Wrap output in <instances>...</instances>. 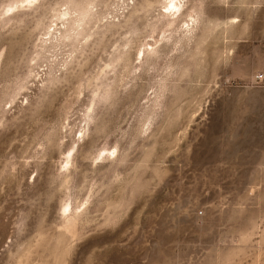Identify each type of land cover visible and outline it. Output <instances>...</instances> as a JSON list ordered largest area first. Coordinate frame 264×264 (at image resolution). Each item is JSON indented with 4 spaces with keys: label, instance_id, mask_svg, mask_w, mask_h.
<instances>
[{
    "label": "clouds",
    "instance_id": "obj_1",
    "mask_svg": "<svg viewBox=\"0 0 264 264\" xmlns=\"http://www.w3.org/2000/svg\"><path fill=\"white\" fill-rule=\"evenodd\" d=\"M111 7L0 15V264H264V0Z\"/></svg>",
    "mask_w": 264,
    "mask_h": 264
},
{
    "label": "rangeland",
    "instance_id": "obj_2",
    "mask_svg": "<svg viewBox=\"0 0 264 264\" xmlns=\"http://www.w3.org/2000/svg\"><path fill=\"white\" fill-rule=\"evenodd\" d=\"M12 0H0V15L2 8H5L6 5ZM17 1V0H15ZM7 2V4H6ZM108 2L112 5V7L107 11V15L112 17L113 24L122 23L121 17H127V13L123 11V4L126 3V0H108ZM4 6V7H3ZM13 16L18 15L19 12L15 11L11 13ZM107 22V21H106ZM123 35H128L127 32L122 33ZM129 39H134V37L129 36Z\"/></svg>",
    "mask_w": 264,
    "mask_h": 264
},
{
    "label": "bare ground",
    "instance_id": "obj_3",
    "mask_svg": "<svg viewBox=\"0 0 264 264\" xmlns=\"http://www.w3.org/2000/svg\"><path fill=\"white\" fill-rule=\"evenodd\" d=\"M17 3V1H15V0H12V1H9V3L7 4V2H6V7L5 8H2L3 10L1 11V15H6V14H8V8L9 7H12V8H15V4ZM4 7V6H3ZM13 12H15V11H13ZM12 12V13H13Z\"/></svg>",
    "mask_w": 264,
    "mask_h": 264
},
{
    "label": "snow or ice",
    "instance_id": "obj_4",
    "mask_svg": "<svg viewBox=\"0 0 264 264\" xmlns=\"http://www.w3.org/2000/svg\"><path fill=\"white\" fill-rule=\"evenodd\" d=\"M65 211H67V209H65Z\"/></svg>",
    "mask_w": 264,
    "mask_h": 264
}]
</instances>
